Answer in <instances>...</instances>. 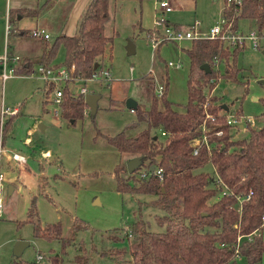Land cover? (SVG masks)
Returning <instances> with one entry per match:
<instances>
[{"label":"trees","instance_id":"obj_1","mask_svg":"<svg viewBox=\"0 0 264 264\" xmlns=\"http://www.w3.org/2000/svg\"><path fill=\"white\" fill-rule=\"evenodd\" d=\"M116 1L90 0L74 35L60 33L53 38H42V52L24 57L19 69L31 74L37 64L45 67L75 64L73 74L81 77H90L100 71V58L114 34H107L105 27L114 17ZM46 4L34 9H11L9 39L20 35L36 36L27 30L15 29L13 23L18 16L40 14ZM222 17L232 31L237 30L239 18H252L260 33L264 28V0H236L230 4L224 0ZM162 22L181 28L165 18ZM61 47L65 51L64 60L56 62ZM242 48L220 37L189 39V46L183 48L189 59L184 109H177L167 97V78L158 96L153 76L145 75L142 80L144 88L150 91L149 105L138 103L136 110L138 117L147 121L146 127L132 135L125 130L106 134L118 150L140 155L145 164L142 169L130 172L127 163H118L114 170L117 189L150 194L146 201L161 209L156 218L164 224L163 229H150L142 217L131 222L127 230L129 243L114 247L117 257L129 249L132 264H237L236 255L242 254L248 264H260L264 252L262 234H253L250 239L246 235L255 228L261 229L263 224L264 118L260 124H248L246 134L233 135L232 126L225 121L223 101L215 91L219 77L238 79L235 57ZM203 63L208 64L209 72L200 68ZM49 91L46 88V93ZM87 108L84 95L73 91L67 81L63 86L61 115L75 123ZM262 114L264 116V110ZM13 119V115L4 119L2 138L11 129ZM203 135L205 140H200L197 152H193V139ZM206 162L212 164V171L193 170ZM223 184L230 193H220ZM247 193L249 197L244 198ZM237 195L242 198L240 201ZM29 212H34V206ZM81 227L88 226L76 216L72 235ZM34 230L37 234L56 236L67 242L60 219L44 226L36 224ZM238 234H241L239 239ZM86 253L75 254L76 264L87 263ZM62 261L63 256L57 252L46 260L19 258L12 264H61ZM119 264L124 263L119 261Z\"/></svg>","mask_w":264,"mask_h":264},{"label":"rangeland","instance_id":"obj_2","mask_svg":"<svg viewBox=\"0 0 264 264\" xmlns=\"http://www.w3.org/2000/svg\"><path fill=\"white\" fill-rule=\"evenodd\" d=\"M167 1L170 5L167 12H162L152 0L138 8L141 15L139 21L145 30L140 29V25L134 27L121 19L116 31L112 30L111 24H107V32L114 34L100 62L102 68L110 69V79L71 80L70 87L75 92L80 85L86 84L90 91L101 94L94 116L87 109L83 117L71 123L60 113L56 114L55 105L50 101L52 93H44L49 84L40 76L41 65H34L35 72L30 75L17 74L7 79L5 104L11 108L19 105L24 116L27 113L44 115L48 126L44 131L37 126L32 136L50 148L53 157L41 158V163L36 156L26 165L18 162V166L14 163L8 165L4 159V171L12 170L15 179L14 183L5 182L1 191L0 263L12 264L19 258L36 259L38 252L44 255L42 260H46L50 254L58 252L63 256L61 264H76L75 254L86 251V264H119V261L132 264L129 249L118 257L114 252V247L129 243L127 230L131 222L142 217L148 228L163 229L164 224L156 218L161 209L146 201L150 194L117 189L115 166L120 162L127 163L135 154L112 147L106 134L125 130L132 135L146 127L147 121L138 117L136 108L127 105L129 97L141 105H149L147 98L150 91L144 88L142 80L145 75L153 76L155 84L167 78V97L177 109H184L189 59L183 48L189 46V39L165 40L163 22L156 25L155 20L165 18L179 24L183 30L196 32V37H204L213 24L223 20L224 0ZM147 27L150 32H147ZM237 31L242 35L252 31L257 37V45H252L245 38L243 48L235 57L238 79L232 81L219 77L215 91L228 104L229 112L253 116L257 125L264 118V28L258 33L254 19L239 18ZM129 40L135 46L132 53L127 49ZM153 40L158 41L157 47L153 45ZM64 53V47H61L55 61H63ZM168 61L180 62V66H168ZM219 68L223 71L222 63ZM29 118L18 116L17 129L21 134L13 138L17 149H27L25 144H20L19 135L24 134L31 124ZM232 130L233 135L240 136L247 132L246 128L237 129L235 126ZM143 167L145 164L142 162L136 169ZM193 170L212 171V164L206 162ZM40 175L45 187L39 185ZM11 185L14 190L9 192ZM31 206H34L33 213L29 212ZM76 216L83 219L88 227H81L72 235ZM59 219L63 224V234L68 236L66 243L61 238L37 234L34 230L36 224L44 226L45 221ZM260 231L264 239V222ZM114 234L120 238L115 239ZM19 239H27L29 243L20 255H16L14 246ZM105 249L107 251L103 253ZM235 259L237 264H248L242 254H237ZM259 263L264 264V252Z\"/></svg>","mask_w":264,"mask_h":264},{"label":"crops","instance_id":"obj_3","mask_svg":"<svg viewBox=\"0 0 264 264\" xmlns=\"http://www.w3.org/2000/svg\"><path fill=\"white\" fill-rule=\"evenodd\" d=\"M47 1L48 0H0V51L3 49L4 52L5 49H7L11 54L19 55L20 56L19 64L21 63L24 57L37 56L42 52L43 44H41L42 43L41 40L42 38L45 37L32 36L30 33L33 34L35 29H42L50 35L49 38H53L60 33H64L67 35H74L77 32L79 20L90 0H50L49 2ZM148 1L149 0H143V1L117 0L115 3L114 17L109 22H107V24H111L112 30L116 31L117 29L116 27L120 26L119 23L121 19L122 21L125 20L127 24H131V25L133 24L134 27L140 25L138 27L140 29L145 30V27L139 21L141 15L138 12V8H140L144 4L147 5ZM152 2L154 3L155 0H152ZM43 3H47V4L42 9L40 14L34 16H30V15L18 16L15 22L13 23L15 29L27 30L29 31L30 35H20L10 40L7 24L8 23L10 24L11 9H15V8L34 9ZM107 24L105 27V31L107 34H109L107 32ZM148 28L149 27H147L146 29ZM2 73H3V68L2 65L0 64V170L4 172V175L6 177L5 181L0 186L1 203H2L1 191L4 187L5 182L14 183V179H15V176L11 172L12 170L10 171L7 169V171H4L3 169L4 159L6 162H8V165L14 163L15 166H18L19 163L21 162H23L24 165H26L28 161L34 160L36 156L39 162H41V158L48 159L53 157V151L50 148H46L44 144H42L41 142L36 141L32 136V133L36 131L37 126L41 128L39 126V123L43 124V129L41 128L43 131L48 126V124L45 123V120L43 118L44 115L38 114L39 116H37L36 114L27 113L26 116H24L23 110H21V107L19 105H14L11 108V106L5 104L4 101V86L7 79L12 75L26 74V73L24 72L16 73L9 75L7 77H3ZM45 90L46 89H44V93H46ZM2 106H8L11 110H15V111L7 112L4 115H2L1 114ZM10 115L14 116L11 129L4 136V138H2L3 121ZM19 115H23V117H30L29 119H31L32 121L31 124L25 129V133L19 135L20 144L23 145L25 144V147H27V149H22V148L17 149L15 148L16 143H13V138L18 136V134H21L20 132H18L17 129V121ZM113 146L114 145H112V147ZM13 152H18L20 154H23L24 156L22 157V159L16 160L12 156ZM42 177L43 176L40 175L38 178L39 185H43V187H45L43 184ZM11 186L13 191L14 186L13 185ZM46 223L47 222L45 221L44 224Z\"/></svg>","mask_w":264,"mask_h":264},{"label":"built area","instance_id":"obj_4","mask_svg":"<svg viewBox=\"0 0 264 264\" xmlns=\"http://www.w3.org/2000/svg\"><path fill=\"white\" fill-rule=\"evenodd\" d=\"M232 1L236 0H225L226 4H230ZM239 1V0H237ZM155 4L157 7L159 6L162 12H167L170 10V5L167 0H155ZM162 18L156 19L155 24L159 25L162 23ZM7 29L10 30V24H7ZM36 36H43L45 38H49L50 35L46 33L42 29H35L33 32ZM196 32L190 31V30H183V29H177L170 25H164V33L163 38L165 40H174V41H180V40H186L191 39L195 36ZM204 37H220L221 39H224L225 41L238 46H244V40L245 38H248L252 45H257V37L256 35L250 31L248 35H242L237 30L232 31L229 29L228 26L225 25V21L222 20L220 23L213 24L210 28L207 34H205ZM153 45L157 47L158 41L153 40ZM20 62V56L11 54L7 49L3 53H0V64L3 68V77H7L12 74L21 73L22 71L19 69L18 65ZM168 66H173L175 68L180 66V62L173 63L172 61H168L166 63ZM75 69V64H71L70 67L66 66H56V67H45L41 66L40 68V76L49 84V87L47 85V88L50 89L49 92L52 93L50 101L54 103V112L56 114H61V102L63 99V86L66 84L67 81L75 80V79H83L84 81H87L89 78H96L102 81H105L107 79L111 78V72L109 68H102L100 71H96L92 74L90 77H81L73 74V71ZM155 92L156 95L160 96L164 89V83L157 82L155 84ZM90 91V89L87 87L86 84L80 85L78 88V91L76 93L83 94L84 97L86 93ZM49 95V93H48ZM49 100V99H48ZM89 109V107H88ZM15 110H11L8 106H2L1 108V114L4 115L7 112H11ZM225 121L229 123L231 126H235L237 129H244L248 127V124L256 125L255 120L253 116L250 115H244L241 113H233L226 110L225 113ZM241 124V126H240ZM217 132H220V130H217ZM205 140V136L203 135L202 138H195L193 139L192 143L194 146L193 152H197V144L199 141ZM13 158L16 160L22 159L24 156L23 154H20L18 152L12 153ZM5 175L4 172L0 170V186L5 181ZM218 178V176H217ZM220 179V178H218ZM217 179V180H218ZM231 190L227 188L226 185L223 184L220 193L221 194H227L230 193ZM249 193H247L244 198H248ZM237 198L239 201L242 199L239 195H237ZM0 205H1V198H0ZM262 222H264V215H262ZM260 228H255L253 231L249 232L246 236L250 239L253 234H259ZM241 234H238L237 238L239 239ZM43 254L41 252H38L36 255L37 260H42ZM2 264V263H0Z\"/></svg>","mask_w":264,"mask_h":264},{"label":"water","instance_id":"obj_5","mask_svg":"<svg viewBox=\"0 0 264 264\" xmlns=\"http://www.w3.org/2000/svg\"><path fill=\"white\" fill-rule=\"evenodd\" d=\"M127 49L129 53H132L135 49V46L131 40H129ZM264 53V50H263ZM98 64L95 65L97 67ZM200 68L203 69L205 72H209L210 68L207 63H203L200 65ZM101 94L99 92H93V91H88L85 95V101L89 107V110L92 114H95L98 108V100L100 98ZM127 105L131 108H136L138 105L137 100L134 98H127ZM222 107L224 109H228V104L223 102ZM39 126L43 129V124L39 123ZM241 126V124H240ZM142 157L140 155L133 156L128 159L127 161V166L128 170L130 172L134 171L141 163H142ZM12 191V186L9 187V192ZM29 243V240L27 239H19L16 241L15 246H14V254L20 255L24 249V247Z\"/></svg>","mask_w":264,"mask_h":264}]
</instances>
